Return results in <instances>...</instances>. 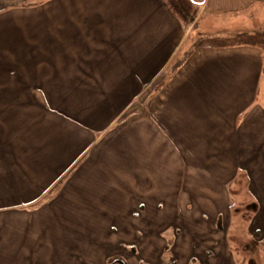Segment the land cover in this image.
I'll list each match as a JSON object with an SVG mask.
<instances>
[{
    "label": "crops",
    "instance_id": "crops-1",
    "mask_svg": "<svg viewBox=\"0 0 264 264\" xmlns=\"http://www.w3.org/2000/svg\"><path fill=\"white\" fill-rule=\"evenodd\" d=\"M263 5L0 0V264H234L240 188L264 250L263 45L202 27L165 76Z\"/></svg>",
    "mask_w": 264,
    "mask_h": 264
},
{
    "label": "rangeland",
    "instance_id": "rangeland-1",
    "mask_svg": "<svg viewBox=\"0 0 264 264\" xmlns=\"http://www.w3.org/2000/svg\"><path fill=\"white\" fill-rule=\"evenodd\" d=\"M252 12L234 18L210 20L209 23L205 22L204 25L202 21L197 23L193 27L196 29L195 33L191 34V39L180 54L189 50L193 44L199 43L201 40L209 42V36L201 34V31L198 30L202 27V32L215 34L221 41L260 43L264 47V5L262 17L256 18ZM236 196L240 199L237 200V206L233 207L232 222L225 234L227 251L231 254L230 257L234 264H264V250L256 241L255 231L252 233L249 230L257 218V211L254 208L256 202L243 188H240ZM103 235L106 236V234Z\"/></svg>",
    "mask_w": 264,
    "mask_h": 264
},
{
    "label": "trees",
    "instance_id": "trees-1",
    "mask_svg": "<svg viewBox=\"0 0 264 264\" xmlns=\"http://www.w3.org/2000/svg\"><path fill=\"white\" fill-rule=\"evenodd\" d=\"M193 51L190 52H184L182 54H178L171 65L169 66L167 72H166V78H171L178 70L183 66V64L190 58Z\"/></svg>",
    "mask_w": 264,
    "mask_h": 264
},
{
    "label": "flooded vegetation",
    "instance_id": "flooded-vegetation-1",
    "mask_svg": "<svg viewBox=\"0 0 264 264\" xmlns=\"http://www.w3.org/2000/svg\"><path fill=\"white\" fill-rule=\"evenodd\" d=\"M111 264H122L120 261H118V260H113L112 262H111Z\"/></svg>",
    "mask_w": 264,
    "mask_h": 264
},
{
    "label": "snow or ice",
    "instance_id": "snow-or-ice-1",
    "mask_svg": "<svg viewBox=\"0 0 264 264\" xmlns=\"http://www.w3.org/2000/svg\"><path fill=\"white\" fill-rule=\"evenodd\" d=\"M193 2H195V0H193Z\"/></svg>",
    "mask_w": 264,
    "mask_h": 264
}]
</instances>
